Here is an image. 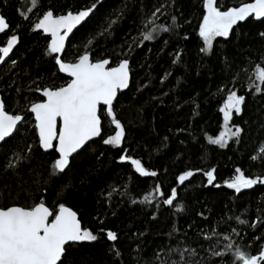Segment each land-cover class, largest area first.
Returning a JSON list of instances; mask_svg holds the SVG:
<instances>
[{
    "label": "trees",
    "instance_id": "1",
    "mask_svg": "<svg viewBox=\"0 0 264 264\" xmlns=\"http://www.w3.org/2000/svg\"><path fill=\"white\" fill-rule=\"evenodd\" d=\"M218 2L239 6L250 0ZM94 3L62 58L73 60L88 50L93 59H109L110 66L129 60V88L114 101L126 137L120 149L104 145L101 138L90 142L70 159L68 169L52 175L58 156L54 150H40L27 109L42 99L37 87L60 86L68 79L45 55L49 39L33 26L49 9L64 15ZM156 8L161 12L155 23L171 30L144 41L141 33L151 28L145 24ZM203 11V0H38L35 8L31 0H0V13L11 26L7 35L19 38L0 66V97L10 113H27L14 138L0 145V206H31L42 195L50 208L63 202L76 211L82 228L98 239L70 244L64 264H231L232 253L213 255V250L226 252L225 236L252 255L264 247V185L237 193L224 183L237 167L246 176H264V91H255V66L264 65V21L238 22L230 37L216 38L206 54L200 51L198 35ZM111 20L116 23L104 32ZM7 35H0V47ZM90 39L93 43L86 48ZM260 87L264 90V84ZM229 91L245 96L241 113L233 112L229 122L233 131L238 126L242 132L221 147L207 137L222 130L219 109ZM103 123L105 137L114 134V125ZM121 149L157 175L135 172L130 162L119 160ZM14 153L27 158L12 168L8 165L17 163ZM212 168L216 179L209 185L203 172ZM189 169L203 172L178 184L176 177ZM156 185L164 196L154 192ZM172 187L178 197L166 205L163 200ZM148 193L154 196L151 202L144 200ZM107 230L117 233V241L107 239Z\"/></svg>",
    "mask_w": 264,
    "mask_h": 264
},
{
    "label": "snow or ice",
    "instance_id": "2",
    "mask_svg": "<svg viewBox=\"0 0 264 264\" xmlns=\"http://www.w3.org/2000/svg\"><path fill=\"white\" fill-rule=\"evenodd\" d=\"M38 0H31L32 8L37 7ZM94 3L85 10L73 13L71 11L64 15H55L53 10L45 11L41 18L34 23L35 30H42L50 35L45 55L52 57L60 73L67 74L69 79L66 83L56 86L37 87L35 90L42 92L43 99L32 102L27 109L35 118V129L38 131L39 147L45 151L54 150L58 157L52 163V175L63 173L70 167V158L78 154L94 138H101L104 145L120 149L126 137L125 125L118 118L114 101H117L118 93L129 87L130 62L128 59H121L116 66H110L111 61L106 58L93 59L90 51L85 50L73 60L63 59L66 48V40L69 34L77 25L90 16L96 8ZM163 7V6H161ZM203 15L199 23L198 35L203 41L201 52L210 54L213 43L218 37L229 38L238 22L246 21L249 18L264 21V0H250L242 2L239 6H226L219 4L218 0H203ZM31 11V9H28ZM161 8H156L151 17L146 21L145 26L151 24V28L141 34L144 41L154 39V33L160 31L168 32L171 29L164 25H157L155 18ZM175 17L173 21L175 22ZM116 20H111L104 32H108ZM11 26L4 14H0V33L10 32ZM104 32L98 35H103ZM264 37V32L260 33ZM187 38V37H186ZM16 34L7 35L6 45L0 47V63L6 58L18 44ZM93 40H88L86 48ZM180 54L177 53V59ZM12 64L16 61L12 60ZM176 63V61H173ZM255 79L259 84L255 85V91H264L260 85L264 84V65L255 66ZM245 96L238 95L236 91H229L220 107L223 114V126L218 136H208L209 143L225 146L227 139L239 137L242 129L235 126L233 131L229 127L233 112L241 113ZM26 114H12L6 110L5 101L0 99V142L7 143L19 132V126L26 121ZM107 120L114 125V134L104 135V123ZM31 152V146H28ZM124 154L119 156L120 161H128L135 172L141 176L157 175L156 171H149L140 159L126 154V149H121ZM264 154V148L261 149ZM16 164L9 162V167L15 168L19 162L27 157L14 153ZM256 157H253L255 159ZM215 168L206 172L202 169H189L181 172L176 181L184 185L194 176L195 172H203L207 177V183L212 185L215 176ZM236 175L225 180L224 183L229 189L239 193L242 189L251 188L257 183L264 184V176L255 178L246 176L241 168L235 169ZM219 187V185H215ZM154 192L160 196L165 194L161 191L160 185H156ZM59 199V194H57ZM178 197L176 187H172L170 193L163 200L166 205H173ZM154 199L152 193L145 195L144 200L151 202ZM135 202V201H133ZM182 211V207H178ZM244 223V221H241ZM100 232H105L101 228ZM235 232V229H233ZM106 236L109 241H117L118 235L115 231L107 230ZM98 236L92 230L82 228L77 212L63 202L49 207L41 195L31 206L2 205L0 206V264H64L63 257L71 243L96 241ZM229 241L224 245L226 252L213 250L214 256H224L232 253L234 259L231 264H264V247L258 255H252L241 249V247L230 242V237L225 236ZM219 243V241H217ZM234 249V251H233ZM119 256V250H114Z\"/></svg>",
    "mask_w": 264,
    "mask_h": 264
},
{
    "label": "water",
    "instance_id": "3",
    "mask_svg": "<svg viewBox=\"0 0 264 264\" xmlns=\"http://www.w3.org/2000/svg\"><path fill=\"white\" fill-rule=\"evenodd\" d=\"M76 13V12H75ZM1 14V13H0ZM91 15V14H90ZM90 17V16H89ZM88 17V18H89ZM88 18H86V20L88 19ZM86 20L85 21H82L81 22V24L80 25H77L76 26V28H74L73 29V32L72 33H70L69 34V37H68V39L66 40V45H67V42H68V40H69V38L72 36V34L80 27V26H82L85 22H86ZM39 32H41L42 33V35L43 36H45V37H47L48 39H49V41H50V39H51V37H50V35H48V34H45V33H43L42 32V30H38ZM0 35H2V33H0ZM8 59L9 58H6V60H5V62L4 63H6L7 61H8ZM3 63H0V66L2 65ZM116 66V65H115ZM57 67V70H58V66H56ZM114 67V66H113ZM59 72V71H58ZM60 73V72H59ZM60 75H62V76H64V77H66L67 79H69V77H67V74H65V73H60ZM130 81H131V74H130ZM129 85H130V82H129ZM129 88V87H128ZM127 88V89H128ZM127 89H124V90H122L121 92H124V91H126ZM39 95L42 97V92H39ZM0 99H1V97H0ZM42 99H43V97H42ZM31 114V113H30ZM32 115V114H31ZM32 119H33V122H34V127H35V118H34V115H32ZM36 130V129H35ZM36 134H37V139L39 140V136H38V131L36 130ZM96 139H98V138H94L93 139V141L94 140H96ZM90 142H92V141H90ZM89 142V143H90ZM3 142H0V145L2 144ZM39 145V144H38ZM40 148V147H39ZM40 150L42 151V152H44V153H49V152H51L52 150H48V151H45L44 149H42V148H40ZM81 151V150H80ZM79 151V152H80ZM55 152V151H54ZM56 153V152H55ZM56 155L58 156V154L56 153ZM76 154H73V157L75 156ZM71 159V158H70ZM264 185V184H263ZM78 216V215H77ZM76 243H78V242H76ZM71 244H73V243H71Z\"/></svg>",
    "mask_w": 264,
    "mask_h": 264
},
{
    "label": "rangeland",
    "instance_id": "4",
    "mask_svg": "<svg viewBox=\"0 0 264 264\" xmlns=\"http://www.w3.org/2000/svg\"><path fill=\"white\" fill-rule=\"evenodd\" d=\"M134 169V168H133Z\"/></svg>",
    "mask_w": 264,
    "mask_h": 264
}]
</instances>
